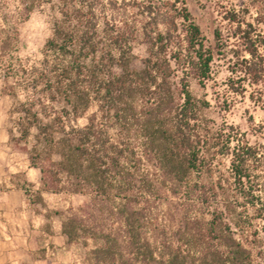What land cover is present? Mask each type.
Returning a JSON list of instances; mask_svg holds the SVG:
<instances>
[{
	"label": "trees",
	"instance_id": "trees-1",
	"mask_svg": "<svg viewBox=\"0 0 264 264\" xmlns=\"http://www.w3.org/2000/svg\"><path fill=\"white\" fill-rule=\"evenodd\" d=\"M132 1L136 20L99 28L94 6L62 0L41 60L12 67L4 91L24 100L9 139L40 173L39 190L20 188L36 204L42 191L92 196L61 222L67 243L95 242L85 264H263L264 146L208 119L189 83L204 86L222 60L224 102L247 97L264 113V1L225 7L212 45L184 0ZM162 188L178 200L175 231L153 223Z\"/></svg>",
	"mask_w": 264,
	"mask_h": 264
},
{
	"label": "rangeland",
	"instance_id": "rangeland-1",
	"mask_svg": "<svg viewBox=\"0 0 264 264\" xmlns=\"http://www.w3.org/2000/svg\"><path fill=\"white\" fill-rule=\"evenodd\" d=\"M68 1L94 6L99 28L105 21L121 24L124 20L137 19L132 0ZM184 1L202 30L207 44L212 45L213 29L219 21V13L225 7H241L264 0ZM61 4L62 0H0V264H85L89 250L95 246V242L90 239L86 242L81 239L67 243L61 233V222L69 210L92 203V196L88 193L42 191L43 203H31L20 186L30 188L31 191L39 190L40 173L29 164L27 154L22 149L24 144L14 145L8 134L12 129L13 135H17L14 129V107L17 100H24L23 92L19 89L16 97L4 91L6 85H14L12 67H16L19 60L26 65H33L41 60L43 45L51 36L53 22L60 17ZM32 5L33 8L29 10ZM133 52L137 58L132 65L141 68L140 59L146 55L145 45L138 40L134 43ZM114 70L118 72L117 68ZM228 75L226 63L216 60L212 78L204 86L191 79L190 90L197 98H204L209 102L204 110L208 119L216 124L226 121L245 133L251 144L264 146L263 111L247 97L238 96L231 102H224ZM95 111L96 106L92 103L86 116ZM77 123L83 126L86 118L78 119ZM32 142L30 137L26 146L29 147ZM220 163L223 169L227 161L221 159ZM177 203V198L162 188L159 199L152 208L153 223L175 231L181 224ZM96 204V208L101 210L99 203ZM100 204L105 205L104 202ZM96 208V224L107 225L108 220L101 222V214ZM86 211L90 212L91 207H86ZM259 238L255 251H261V262L264 264L263 231H260Z\"/></svg>",
	"mask_w": 264,
	"mask_h": 264
}]
</instances>
